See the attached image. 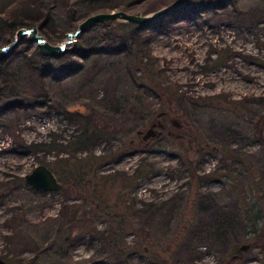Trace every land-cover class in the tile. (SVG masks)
Returning <instances> with one entry per match:
<instances>
[{
	"label": "rangeland",
	"instance_id": "obj_1",
	"mask_svg": "<svg viewBox=\"0 0 264 264\" xmlns=\"http://www.w3.org/2000/svg\"><path fill=\"white\" fill-rule=\"evenodd\" d=\"M13 1L0 0V11ZM38 1L51 8L49 20L23 26L34 24L55 45L67 42V32L92 10L145 13L160 3ZM233 1L226 0L199 26L180 20L165 31L144 27L134 72L128 68L131 54L104 48L111 46L114 19L88 25L60 55L42 53L29 36L11 46L1 60L9 74L0 78V92L26 103L0 115V255L8 264H264L252 231L262 220L253 224L255 216L250 218L253 203L264 208L263 144L253 122L264 113V0ZM14 38L10 29L0 30V46ZM218 51L226 58L212 65ZM151 65L161 85L134 80L132 72ZM141 96L143 104L132 108ZM77 112L92 113L105 129L77 154L120 149L116 157H105L100 172H131L143 160L151 170L130 190L137 205L172 198L153 228L164 236L157 250L134 249L126 261L117 259L82 220L65 221L61 212L79 195L25 182L23 174L37 163L53 169L57 153L68 154L66 147L32 151L28 145L54 138L65 142L82 123ZM152 120L162 125L142 141L138 130ZM180 137L186 148L179 147ZM94 224L106 226L102 218ZM126 235L134 243L133 232ZM242 243L249 246L238 251ZM234 252L241 257L234 260Z\"/></svg>",
	"mask_w": 264,
	"mask_h": 264
},
{
	"label": "trees",
	"instance_id": "obj_2",
	"mask_svg": "<svg viewBox=\"0 0 264 264\" xmlns=\"http://www.w3.org/2000/svg\"><path fill=\"white\" fill-rule=\"evenodd\" d=\"M89 1L101 2L102 0ZM157 1L160 2L159 5L161 6L171 0ZM225 1L226 0H193L182 5L181 8L176 11L168 13L167 15H161L157 17L156 20L146 24L116 20V23L112 26L114 34L111 35V46L106 45L104 48L109 49L111 47L113 52L117 51L131 54L128 59V63H130L128 68L133 70L134 66V69H136L140 65L139 60L142 56L138 46V40L144 37L142 30L144 27L147 26L153 31H165L180 20L186 22L188 25L192 24L199 26L207 22V20H210L211 14L219 11L221 6L225 4ZM228 1L230 2L231 0ZM233 2L235 3L236 1L234 0ZM33 10V13L36 14L32 13ZM50 11L51 8L49 6L47 7L42 1H13L9 6H6L3 11H0V30L8 28L11 34L15 35L17 28L20 26L32 24L36 21H39V23L43 25L51 16ZM93 11L97 10H92L91 12ZM27 17H29V19ZM147 36H151L150 33H148ZM78 48L82 49V46H78ZM7 52L0 56V78L2 76L7 77L9 74L1 64V60L3 61L5 59L4 57L10 54ZM5 54L7 55L4 56ZM224 58H226V53L224 51H218L214 58H212L214 59L212 65L223 62ZM133 72L132 76L135 81H146L150 79L152 82L161 85V83H158L159 72H157L155 65L145 67L141 73L137 75L133 74ZM16 93V95L19 94L18 92ZM176 98L180 97L176 96ZM182 100L186 102L184 98H182ZM187 101L189 103L193 102L189 99ZM25 103L24 97H20L19 99L8 98L4 97L3 93L0 92V115L11 107L19 106L20 104L23 105ZM139 103L143 104L142 96L132 102V108H137ZM77 113H79L78 118L81 119L82 123L77 131L69 135L65 142L57 141L56 138H54L50 141H33L32 144L28 145L32 151H36L37 148L44 149L47 147L67 148L68 154H66L65 157H62L60 152L57 153L58 158L53 161L56 165H54L52 169L63 184L62 188L59 190H62L67 197L70 196L69 194L73 191L76 196H80L78 202L73 201L65 205L66 207L61 212L65 221L67 223H73L76 220H82L83 228L87 232H91L94 236H97L100 243H103L104 247L107 248L114 257L123 262L127 260L129 257L128 255L134 249L145 253L147 251L150 252L149 249L152 246L154 250H157L155 247L163 243L164 236L161 233H154L153 228L156 224L155 222L160 220L159 217L164 213L165 207L171 202L170 200L172 198H164L162 200H143V198L141 199V201L143 200V204L141 206L137 205L133 199V195L130 194V190L135 183L138 182L137 180L139 177L147 174L151 170L150 165L148 166V163L143 160H141L131 172L126 170H118L109 173L100 172L99 168L103 160H105V157H116L119 155L120 149H108L98 154L94 153L92 150H87L86 154H77V149H87L89 144L105 131L92 113ZM152 122H156V126L162 125L158 120H152L151 123ZM253 122H255L254 131L259 141L263 144L264 154V113L257 114ZM141 138L142 141L146 140L143 137ZM178 140L181 142L179 147L183 146L185 138L180 137ZM130 143L132 142L129 141L127 145L130 146ZM181 148L186 147L183 146ZM255 207L258 208V210H255ZM261 209L264 208H262V205H259L258 202L253 203L251 205L252 214L250 218L255 216L252 218L253 224L262 220L260 226H256V224L254 225L255 227L252 226V231L256 233L254 240L260 245L261 250L264 252V210L262 211ZM101 218L106 222V226L98 228L94 222L96 219L98 220ZM128 231L133 232V235H135L134 243H129L127 241L126 232ZM159 254L158 251H153L151 255L161 257L162 255Z\"/></svg>",
	"mask_w": 264,
	"mask_h": 264
},
{
	"label": "water",
	"instance_id": "obj_3",
	"mask_svg": "<svg viewBox=\"0 0 264 264\" xmlns=\"http://www.w3.org/2000/svg\"><path fill=\"white\" fill-rule=\"evenodd\" d=\"M188 0H171L166 2V4L156 7V9L150 12H141V11H129L127 9L116 8L113 10H98L91 12V14L84 17L79 24V27L75 31L67 32L69 38L68 41L75 40L77 34L81 32L88 25H91L95 21L102 20H126L132 23H141L146 24L151 21L156 20L157 17L161 15H167L168 13L174 12L177 9L181 8L182 5L186 4ZM15 38L13 41H10L6 47L0 46V56L5 53V51L11 48L12 45L16 44L17 41L22 38V36H29L35 38L38 42V46H40V51L46 55H60L63 50H66L67 46L55 45L49 42L44 35H41L37 31V27L35 25H31L28 27L20 26L17 28L15 32ZM156 122L150 123L146 130L140 129L138 133L142 132L143 138H148L151 135L157 134ZM24 180L29 185L36 187L38 189L46 190V189H61L63 184L58 179L57 175L54 174L52 169L47 163L39 162L34 168L23 174ZM249 246V243H242L240 249L246 248ZM0 264H8L0 255Z\"/></svg>",
	"mask_w": 264,
	"mask_h": 264
},
{
	"label": "flooded vegetation",
	"instance_id": "obj_4",
	"mask_svg": "<svg viewBox=\"0 0 264 264\" xmlns=\"http://www.w3.org/2000/svg\"><path fill=\"white\" fill-rule=\"evenodd\" d=\"M238 251H240V248L238 249ZM232 256L234 260L239 259L241 257L240 252H234Z\"/></svg>",
	"mask_w": 264,
	"mask_h": 264
},
{
	"label": "bare ground",
	"instance_id": "obj_5",
	"mask_svg": "<svg viewBox=\"0 0 264 264\" xmlns=\"http://www.w3.org/2000/svg\"><path fill=\"white\" fill-rule=\"evenodd\" d=\"M135 25H136V24H135ZM75 41H76V40H75ZM66 50H68V49H66ZM66 50H65V51H66Z\"/></svg>",
	"mask_w": 264,
	"mask_h": 264
}]
</instances>
